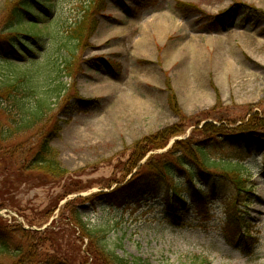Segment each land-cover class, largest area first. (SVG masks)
<instances>
[{
    "label": "rangeland",
    "instance_id": "1",
    "mask_svg": "<svg viewBox=\"0 0 264 264\" xmlns=\"http://www.w3.org/2000/svg\"><path fill=\"white\" fill-rule=\"evenodd\" d=\"M8 1L0 0V32ZM84 1L51 0L54 26L73 24ZM103 2L72 100L56 116L60 131L51 146L65 176L27 169L36 132L0 143V235L24 243L30 237L39 247L37 264H107L72 225L78 213L129 261L264 264V141L236 134L248 127L264 134V0ZM7 38L0 48L11 52ZM208 124L234 136L207 145L211 159L243 164L250 190L243 203H235L233 183L200 159L176 172L186 198L177 210L166 200L167 180L140 203L119 207L106 198L173 146L205 140ZM193 194L214 198L206 217L196 214ZM229 210L243 213L253 239L228 225Z\"/></svg>",
    "mask_w": 264,
    "mask_h": 264
},
{
    "label": "trees",
    "instance_id": "2",
    "mask_svg": "<svg viewBox=\"0 0 264 264\" xmlns=\"http://www.w3.org/2000/svg\"><path fill=\"white\" fill-rule=\"evenodd\" d=\"M102 6L105 7L103 0L84 1L79 16L66 28H61L60 24L54 26V21L52 23L51 10L55 5L51 0H9L1 13L5 28L0 32V38L8 34L11 52L0 48V143L13 142L36 132L39 142L36 151L31 152L33 157L28 170L60 179L66 174L51 146L52 138L60 131L56 116L65 113L72 100L76 67L80 63L81 52L89 47V40L99 27L98 16ZM204 128L203 133H208L203 134L205 140L188 139L180 142V147L173 146L159 159L150 160L132 180L117 187L106 198L119 207L140 203L146 195L159 194L161 191L157 186L162 180H167L166 200L177 210L186 198L179 191V184L173 181L176 172L192 170L189 159H200L203 168L218 171L233 183L237 193L235 203H243L242 195L250 193L246 188L243 164L225 157L211 159V146L207 145L214 141L222 144L234 136L221 134L211 124ZM236 134L239 137L258 135L264 141V134L257 132L255 127L238 130ZM189 179H193L192 176ZM212 193L215 195V190ZM213 199L194 195L196 214L206 217ZM241 214L240 210H229L228 225L241 230L246 239H253L248 222ZM72 225L95 245L97 253L106 259L107 264H145L141 260L129 261L108 249L105 230L89 227L81 214L75 213ZM28 238L24 243L9 233L0 235V264L39 263V247ZM55 261L46 260L43 264H60Z\"/></svg>",
    "mask_w": 264,
    "mask_h": 264
}]
</instances>
